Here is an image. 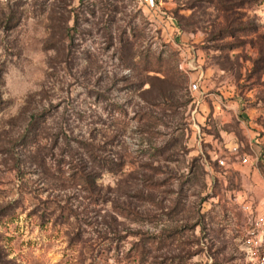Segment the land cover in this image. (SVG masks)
Masks as SVG:
<instances>
[{"label":"rangeland","instance_id":"374dc122","mask_svg":"<svg viewBox=\"0 0 264 264\" xmlns=\"http://www.w3.org/2000/svg\"><path fill=\"white\" fill-rule=\"evenodd\" d=\"M255 180L264 0H0V264H255Z\"/></svg>","mask_w":264,"mask_h":264},{"label":"crops","instance_id":"0c3cea01","mask_svg":"<svg viewBox=\"0 0 264 264\" xmlns=\"http://www.w3.org/2000/svg\"><path fill=\"white\" fill-rule=\"evenodd\" d=\"M195 93H199V88L195 91ZM203 96L202 97H200L199 96V98L200 99H198L195 103H197V107H196V113L198 114V117L199 116H202L200 113H199V109H200V112L201 111H204V107L206 108V106L208 107L209 106V104H208V102L211 100V101H214V104L216 103L217 104V101H218V98L217 97H215V96H213L212 94H202ZM219 102V101H218ZM203 104V105H202ZM220 104V103H219ZM205 105V106H204ZM218 106V105H217ZM219 107V106H218ZM228 111H230V110H228ZM213 112H214V108H213V111H212V108L210 107V116L213 114ZM246 113V111H245V109H242V112H240V114H237V112H235V113H232V114H234V115H236V117L238 118L237 119V121L239 122V123H243V121H242V119L244 120L245 119V113ZM195 113V114H196ZM194 114V115H195ZM193 115V116H194ZM205 115V114H204ZM233 115V116H234ZM209 116V114L207 115V117ZM209 116V117H210ZM216 116H218V117H221L222 119H221V121H219V122H221L220 123V126H221V130L222 131H225L226 133V135H227V137H226V139H225V141L227 140V138H228V140L226 141V143H224V144H228V145H231V147H233L234 148V150L235 151H237L238 150V147H239V141H236V136H235V134L233 133V130L231 129L232 128V121H231V119H232V116L230 115V113H228L227 111H223V112H217L216 114H215V117L214 118H216ZM242 117V118H239V117ZM235 117V116H234ZM203 118V117H202ZM199 122V121H198ZM241 124H240V127H241ZM243 125H245V123H243ZM246 126V125H245ZM218 129V128H217ZM198 131H200L201 132V134L202 133H204L205 132V130H204V128L203 127H200V123H199V125H198ZM244 133H245V135L247 136L248 135V138L247 139H244L243 137H241L240 138V141H241V143L243 144V145H246L247 147H248V145H249V147H250V149L251 150H254L253 148V146H254V143L255 142H253L254 140V138H253V136L251 137V132L249 131V129H246V130H244ZM231 134V135H230ZM228 135H230V136H228ZM208 138H209V140H204L205 141V143H206V141H209L208 143H211V145H212V148H213V151H214V153H212V155L213 156H216V161L218 160V164H219V161H221L222 159H219L218 158V152L216 151V148L219 146V142L218 141H216V140H211V138H212V136H207ZM201 141H202V139H201ZM233 150V151H234ZM234 151V152H235ZM228 152H229V154H230V156H229V160L231 159V160H233V158L235 159L234 161H232L233 162V164H235V161H240L239 163L242 165V166H244L245 168H248L249 166H251V167H253L254 166V163H253V157L250 159V162H249V164H244L243 162H242V160L245 158V156L246 155H250V154H244L243 155V157H239V158H236L235 156H237L238 154L235 152V153H233L232 154V150H228ZM238 152V151H237ZM250 153V152H249ZM221 154V153H220ZM222 155V154H221ZM239 156V155H238ZM241 159V160H240ZM229 160L228 159H224V160H222V161H224L225 162V167L226 168H228L229 167V164H230V162H229ZM230 160V161H231ZM238 163V164H239ZM232 164V165H233ZM255 182H257L256 180H255ZM249 189V191H251V189L252 188H248ZM256 189V190H255ZM254 190L256 191L255 192V198H256V201H254V198H253V200H251L250 201V206H252V208H255V210L257 211V212H259V213H261L263 210H264V184H260V182L258 181L257 183H256V186H255V188H254ZM248 207V205H246V208ZM250 211V210H249Z\"/></svg>","mask_w":264,"mask_h":264},{"label":"built area","instance_id":"2783aa9c","mask_svg":"<svg viewBox=\"0 0 264 264\" xmlns=\"http://www.w3.org/2000/svg\"><path fill=\"white\" fill-rule=\"evenodd\" d=\"M154 4V0H146ZM194 91L198 89L197 85L193 86ZM251 155H246L242 160L244 164H249ZM221 166H225L224 161H219ZM247 211L250 207L246 208ZM243 250L247 258L255 264H264V210L258 216L252 217L250 228L247 231L243 242Z\"/></svg>","mask_w":264,"mask_h":264},{"label":"trees","instance_id":"16d2710c","mask_svg":"<svg viewBox=\"0 0 264 264\" xmlns=\"http://www.w3.org/2000/svg\"><path fill=\"white\" fill-rule=\"evenodd\" d=\"M218 3H220V4H223L222 2H219L218 1ZM233 5V4H232ZM102 164V163H101ZM105 163H103L102 165H101V169H103L102 167H103V165H104ZM108 164H106V166H104V167H110V169H113L112 168V166L110 165V166H107ZM101 173H103V170H101ZM85 179H86V177H84ZM87 179H89L88 177H87ZM91 179V178H90Z\"/></svg>","mask_w":264,"mask_h":264}]
</instances>
